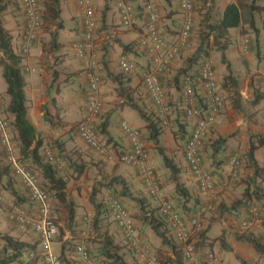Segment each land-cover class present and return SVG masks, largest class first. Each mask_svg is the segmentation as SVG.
Returning <instances> with one entry per match:
<instances>
[{
	"label": "crops",
	"instance_id": "crops-1",
	"mask_svg": "<svg viewBox=\"0 0 264 264\" xmlns=\"http://www.w3.org/2000/svg\"><path fill=\"white\" fill-rule=\"evenodd\" d=\"M89 1L95 12L96 70L102 80L100 85L102 110L92 125L97 127L102 123L107 124V134L99 136L107 146L110 158L97 155L78 136V126L86 119L88 80L83 63L76 58L71 49V44L81 40L83 36L82 17L77 5L72 0H58L60 27L56 28L50 23L53 25L50 29L42 23L38 38L30 45L28 54L23 55L21 34L25 17L19 2L0 0V5L4 7L1 13L2 24L12 37L15 52H20L21 55L24 91L29 101L28 119L35 128L37 139L42 141L41 152L43 150L44 153L50 148L62 156L64 168L60 173L67 179L66 192L69 199L77 205L75 221L71 229L66 228L68 221L65 209H61L60 217L56 221L58 234L50 245L51 253L59 256L62 264H80L73 245L83 241L99 260L97 256L99 238L96 233L98 231L92 226L95 215L94 205L99 202L107 203L110 198H119L127 207L144 249V255L133 257L114 223L103 228L108 230L115 242L123 247V253L129 255L126 256L129 264H145L147 255L156 256L162 264H173L176 256L181 253L180 245L172 239L167 237L168 242H163L147 221L149 214H143L144 206L149 211L152 210L153 215H158L159 203L147 193L138 169L118 161V156L129 150V141L120 128V123L126 121L141 132L149 154V166L153 169L166 200L172 202L186 219L189 217L188 212L196 205L200 207L203 204H211V210L204 213L201 219L202 229L198 234H193L194 243L199 242L200 235L202 241L204 240L203 244L197 243L201 263L212 264L202 259L205 253L213 252L219 257L221 264H241L240 259L247 261V264H264V258L245 240L246 236L258 237L261 234L260 229L257 226H251L247 231L242 228L240 222L246 218V211L244 207L235 205L244 197L246 180L247 187L251 186V182L248 181L254 177L252 163L247 157L251 136L264 137V99L259 101L255 99L257 92L264 94V79L260 76L264 71V0H207L206 2L207 6L218 7L220 13L228 3H234L238 7L244 6L246 13L244 16L241 11L240 26L229 30L232 44L227 50L224 62L220 63L218 59L214 61L215 79L219 88L229 72L228 69L236 71L241 108L233 107L232 101L228 98L227 86L220 88L225 103L224 111L209 129L200 148L204 168L212 173H218L220 180L215 188L206 194L199 190L184 156L186 142L197 118L185 116L182 110V105L185 104L182 101L183 96L176 88L183 80L182 71L186 68V57L190 50L192 51L193 46L190 41L160 75V82L164 87L167 84V89L170 91L168 98L173 104L168 112L170 117L164 116L168 124L158 142L148 139L146 122L138 112L139 109L145 114L158 113L143 82V75L153 66L146 50L139 45V39L145 31L147 18L145 6L149 1L156 4L159 13L157 29L166 41L172 43L179 35L184 18L178 0H130L137 16V24L131 28L122 25L114 0ZM195 10L193 20L198 16V11ZM48 16L47 12H43L44 21V17ZM53 37L56 46L52 44ZM244 46H247V52H243ZM121 55H125L134 63L133 72L123 73L120 70L118 59ZM228 62L231 63V67L228 66ZM4 82L0 66L1 116L7 123L8 137L14 155L21 163L23 157L20 154L19 141L14 139L11 126L13 117L6 113L10 99L6 94ZM199 87L196 85L195 90L193 89V95L188 101L190 107L199 106L198 101L203 98V91ZM165 96L167 98V94ZM175 119L184 122L186 131L184 138L176 133L178 125L173 121ZM222 136H229L228 141L221 148L214 150L213 141ZM0 150H3L1 142ZM235 151L240 152L242 164L236 178L238 180L228 183L230 179L228 162ZM164 155L173 159L180 168L178 181L188 192V199H181L176 193L175 183L170 179L169 170L163 161ZM252 157L257 165L264 167V148L255 150ZM239 176L241 178L243 176L244 181L240 180ZM39 182L43 184L44 180L39 179ZM3 184L5 186L0 185V191L1 206L4 209L16 205L31 214L36 211L27 189L17 176L13 177L10 183L4 177ZM179 200L184 205L183 209L181 204L179 205ZM257 204L261 208L260 203ZM261 211L260 221L263 227L264 208ZM195 214L197 211L193 216ZM59 228L62 229V233ZM0 233L34 245V252L39 250V242L34 231L27 226L9 222L3 211H0ZM37 262V264H45L40 258Z\"/></svg>",
	"mask_w": 264,
	"mask_h": 264
},
{
	"label": "built area",
	"instance_id": "built-area-1",
	"mask_svg": "<svg viewBox=\"0 0 264 264\" xmlns=\"http://www.w3.org/2000/svg\"><path fill=\"white\" fill-rule=\"evenodd\" d=\"M78 7L83 25V36L81 40L71 44V49L83 63L85 76L88 80V90L86 93V119L78 126L79 138L101 157L110 158L107 146L94 129L92 123L96 120L102 110V98L100 94L101 77L96 67V55L94 51L95 33V12L89 0H72ZM21 10L25 17L26 25L21 34L22 46L21 53L27 55L30 45L38 38L39 31L43 23V13L38 0H19ZM119 11L121 23L124 27H134L137 24V16L133 10L130 0H114ZM180 11L184 14L183 24L175 42L166 41L159 33L156 23L159 13L156 4L149 1L146 6L147 18L145 31L139 39V45L144 48L151 58L152 67L143 75V82L148 95L154 104L159 107L161 113L166 112L165 93L160 83L159 77L166 67L179 55V51L187 44L193 27L194 0H178ZM247 51V47H243ZM118 66L123 73H131L135 70V65L125 55L118 59ZM201 85L204 95L207 97L208 110L202 116L196 108L187 110L188 116L197 118L191 136L184 149L185 160L193 173L198 188L202 193H210L216 183L220 180L218 173H212L204 168L200 155L202 141L207 137L209 129L217 122L224 110V101L218 90L214 71L213 61L206 60L201 68ZM264 79V71L260 74ZM192 84L185 81L182 87V94L185 99H190L193 95ZM201 115V116H200ZM166 122H164L165 124ZM120 128L129 141L127 153L118 156L120 163L136 167L143 181L147 193L156 198L159 202L160 214L167 223L171 237L182 245L183 255L187 264H200L197 254L193 249L192 236L198 233L201 227V216L211 210V204L199 207L197 214L192 218L186 219L184 215L165 199L161 187L157 182L152 168L149 166V155L145 148L142 134L137 128L131 127L126 121L120 123ZM0 138L5 147L7 161L13 168L15 175L20 179L22 185L27 189L31 203L35 207L34 213H28L22 207L13 205L6 209L1 206L2 197L0 194V211L5 213L7 220L11 223L27 226L31 228L37 236L39 250L32 252L31 258H40L45 264H62L59 256L51 253L50 245L58 234V227L52 217L51 204L47 190L39 182L36 174L24 168L15 157L8 133L7 123L0 115ZM44 161L49 163L57 171L64 168L62 156L52 149H47L43 153ZM228 182H232L238 177L242 164V158L238 151H235L229 159ZM108 207L113 217L114 224L120 232L122 239L140 255H144L141 246V239L137 228L127 207L118 199L110 198ZM259 210L256 206H251L248 218L241 222V227L247 230L251 226H257L260 233L264 236V228L258 217ZM75 254L80 264H100L91 256L89 247L85 242H80L75 246ZM207 259L212 264H220L219 258L213 254H207ZM147 264H160L155 256L147 255Z\"/></svg>",
	"mask_w": 264,
	"mask_h": 264
},
{
	"label": "trees",
	"instance_id": "trees-1",
	"mask_svg": "<svg viewBox=\"0 0 264 264\" xmlns=\"http://www.w3.org/2000/svg\"><path fill=\"white\" fill-rule=\"evenodd\" d=\"M42 1L44 2V0ZM39 5H40V1H39ZM42 8H43L42 12H47L49 14L47 18L44 17L45 20H48L49 23L54 24L56 28L60 27L61 19L59 16L60 10L58 5V0H49V2H44ZM214 8L217 9V14L212 13ZM3 9L4 7L0 5V52L2 54V56L0 57V66L2 67V76L6 83V94L9 96L10 99L6 107V113L10 114L13 117L11 126L13 129V133L15 135L14 139L19 141L20 154L23 157L22 159L23 161L21 162V164L24 166L25 169L36 174L39 179L44 180V183L41 185L47 190L50 204L51 202L54 203L53 208H52L53 205L51 204V210H52L51 212L53 219L56 222L60 217L59 213L61 209H65L66 220L68 221L66 228L71 229L75 221V210L77 205L71 199H69L68 194L66 192L67 179L61 175L60 171H57L49 163L44 161V155L42 154L43 150L41 152V148L43 146L42 141L37 139L35 128L28 119L27 114L29 109V101L27 100L24 91L25 81L21 66L22 64L21 55L20 52L18 53L15 52L12 43V37L7 32L4 25L2 24L1 13ZM240 24H241V9L236 4L228 3L223 8L222 13H220L218 7H214L213 5L208 7V12L204 17H202L201 22L199 24L200 29L203 30L196 31L197 32L196 36H193L190 33V36L187 40V43L188 41H190L193 47H192V51L190 50L189 54L186 57V62H187L186 68L183 69L182 71L183 80L180 82V84L178 83V86L176 87L180 92H182V87L185 81H187V79L188 82L192 84L191 86L192 89L195 90V86L199 85L200 86L199 88H201L202 90V85L200 83L201 81L200 70L202 68V65L206 60L211 59L213 61V71L215 75L214 61L218 59L220 63H223L225 60L226 53L228 52L227 50L229 46L232 44L231 39L229 37V30L238 28ZM25 25H26V21L24 20V28ZM54 42H55V37H53L52 44L53 46H56L54 45L55 44ZM183 49L184 46L181 50ZM181 50L179 51V54L181 53ZM228 66L231 67L230 62H228ZM228 71L229 72L225 75L223 84L220 88L226 86L227 88H229L228 98L232 101L233 107L239 109L241 108V99L237 89L239 86L238 75L236 71L231 70V68H229ZM176 80H178V77L176 78ZM220 88L218 86V90L221 94ZM255 99L258 101L264 99V94L257 92L255 94ZM182 101L183 103H185L184 105H182V110L185 116H188L187 110L189 108H196L201 112L202 116H204L206 111L208 110V101L204 93H203V98H201L198 101L199 106L190 107L188 102L189 99L183 98ZM152 103L154 106H156L153 101ZM200 104H202L204 109ZM170 106H172V104L169 105L166 104L165 106L167 109L166 117H170L168 113L170 112V108H171ZM156 108L158 110V113L151 112L152 114H145L139 109L138 112L141 118L144 119V121L146 122L145 129L148 132V139L158 142L160 136L163 134L165 130V125L163 123L164 118L162 117L163 115L160 112L159 107L156 106ZM173 121H175L176 124L178 125V130L176 131L177 135L184 138L186 131L184 129L185 125L183 120L175 119ZM106 127L107 124L102 123L97 127H95L94 129L99 135L107 134ZM228 139L229 136L219 137L218 139L213 141L212 147L214 148V150L219 149L226 144ZM258 148H264V137H261L260 135H253L251 136L250 150L249 153L247 154V157L248 160L252 163L254 169L253 171L254 177H252L251 181H248L249 183L251 182L250 183L251 186L247 187V180H246V189L243 195L244 197H242V199L238 201V204L237 203L235 204L237 206L244 207L246 211V218H244L243 220L247 219V212H249L251 206H256L258 208L259 219L260 216L262 215L261 209L264 208V167L257 165L254 161V158L252 157L254 151L257 150ZM2 149L3 150L0 156L2 157V160H5L6 152L4 148ZM163 161L165 166L169 170L170 179L175 183L176 193L178 194V196L181 197V199L183 198L188 199L189 196L188 192L185 191L183 185L178 181L180 168L175 164L173 159L169 158L168 156L164 155ZM4 177L7 178V181L10 183V180L13 177H16V175L10 164L6 162L5 163L0 162L1 186H5L3 184ZM141 202L144 204L143 201ZM257 203H260L261 208L257 206L258 205ZM180 204L183 209L184 205L183 203H180L179 200V205ZM94 207H95V215L92 219V226L93 229L98 231L96 233H97V237L99 238L98 247H97V256L99 257V260L96 259V257L93 255V253L89 248L91 256L94 259H96L100 264H129V262L127 261V257L129 255L128 254L125 255L122 250L123 247L115 242L114 238L109 234L108 230H104L105 228L109 227L110 225L109 220H111V223H114L113 217L108 207V202L107 203L99 202L98 204L94 205ZM142 208H143L142 211L143 214L146 215L149 214L150 216V217L147 216V221H149V224L151 225L153 231L163 240V242L167 243L168 242L167 237L170 238L171 235H170V230L167 228V223L162 217V215L160 213H158V215H153L152 210L149 211L144 206ZM198 210L199 207H197L196 205V207H193V209H191L189 212L187 211L189 218H192L193 213H195V211L198 212ZM59 230L62 233V229L59 228ZM200 238L201 239H199V242L200 244H203L204 240L202 241V235H200ZM245 240L247 241V243L251 244L253 249L262 258H264V236L262 235V233L258 235V237L246 236ZM197 243H193V249L197 254L196 256L198 257L200 264H202L197 252L198 251ZM76 245L77 243L73 245L74 252ZM125 245L130 250L128 252L133 257L134 256L140 257V253L136 249H133L126 243ZM34 251H35L34 245L21 241L11 235L0 233V264H14V263L37 264L38 257L37 258L30 257L31 253ZM202 260L209 262V260L207 259V254H204V258ZM144 261H145L144 263L147 264V260ZM240 263L247 264V261L240 259ZM160 264L162 263L160 262ZM173 264H187L183 253H179L176 256V259L173 261Z\"/></svg>",
	"mask_w": 264,
	"mask_h": 264
},
{
	"label": "rangeland",
	"instance_id": "rangeland-1",
	"mask_svg": "<svg viewBox=\"0 0 264 264\" xmlns=\"http://www.w3.org/2000/svg\"><path fill=\"white\" fill-rule=\"evenodd\" d=\"M40 1V5H41V8H42V3H43V1L42 0H39ZM206 2L207 1H205V0H195L194 1V3H195V5H194V10L196 9V8H198V9H196L197 11H198V16L196 17H194V21H193V27H192V32H191V35H193V36H196L197 35V32L196 31H199V30H203V29H200V26H199V24H200V22H201V19H202V17H204L205 15H206V13L208 12V7L209 6H207L206 5ZM196 7V8H195ZM215 7V6H214ZM240 9H241V11H242V15H246V13H245V8H244V6H240ZM195 10V11H196ZM42 11H43V8H42ZM213 14H217V9H215L214 8V10H213V12H212ZM197 18V19H196ZM43 25H46L45 27L46 28H52L53 27V25H51L50 23H49V21L48 20H45L44 21V19H43ZM42 25V26H43ZM243 50V49H242ZM244 52V51H243ZM5 83V82H4ZM162 84V83H161ZM174 86H176V85H174ZM162 87H163V89H164V91H165V94H167V98L165 99V102H164V105L165 104H167V105H169V104H173L171 101H170V99L168 98V96L170 95V91H169V89H167V84H166V87H164V85L162 84ZM156 107V106H155ZM224 111V110H223ZM1 152H2V150H0V154H1ZM0 162H3V163H8V161L7 160H2V157L0 156ZM241 174V173H240ZM242 175H244V174H242ZM239 179L240 180H242V181H244L243 179V176H242V178L239 176ZM228 183H230V182H228ZM210 211V210H209ZM203 216L204 215H202L201 216V219L203 218ZM109 223L111 224V220H109ZM200 223H201V227H202V221L200 220ZM200 227V228H201ZM202 229V228H201ZM172 239V238H171ZM173 240V239H172ZM174 241V240H173ZM174 242H176V241H174ZM179 245H181L179 242H177Z\"/></svg>",
	"mask_w": 264,
	"mask_h": 264
},
{
	"label": "clouds",
	"instance_id": "clouds-1",
	"mask_svg": "<svg viewBox=\"0 0 264 264\" xmlns=\"http://www.w3.org/2000/svg\"><path fill=\"white\" fill-rule=\"evenodd\" d=\"M193 11H194V10H193ZM42 13H43V12H42ZM193 21H194V20H193ZM186 45H187V44H186ZM186 45H185V46H186ZM185 46H184V47H185ZM159 80H160V77H159ZM160 83H161V82H160ZM161 85H162V84H161ZM163 90H164V89H163ZM164 93H165V91H164ZM181 94H182V92H181ZM182 96H183V94H182ZM149 97H150V96H149ZM183 98H184V97H183ZM150 99H151V98H150ZM165 99H166V96H165ZM189 101H190V99H189ZM224 105H225V104H224ZM165 106H166V104H165ZM224 107H225V106H224ZM166 112H167V109H166ZM166 112H165L164 114L162 113V115H163L162 117L164 118L163 121L166 122V123L164 124L165 126H166V124H168V120L166 119V117H164V116H166ZM222 113H223V112H222ZM0 115H1V110H0ZM1 117H2V116H1ZM2 119H3V118H2ZM4 121H5V120H4ZM164 122H163V123H164ZM94 128H95V127H94ZM7 133H8V132H7ZM98 135H99V134H98ZM99 137H100V136H99ZM0 142H1V138H0ZM1 145H2V148L5 149V147H4V145L2 144V142H1ZM5 152H6V150H5ZM147 152H148V151H147ZM239 153H240V152H239ZM148 155H149V154H148ZM241 158H242V157H241ZM5 160H7V154H6V159H5ZM8 164H9V163H8ZM152 170H153V169H152ZM236 180H238V179H235V181H236ZM157 182H158V181H157ZM232 182H234V180H233ZM232 182H231V183H232ZM118 199H119V198H118ZM120 201H121V200H120ZM107 202H108V201H107ZM158 203H159V202H158ZM174 206H175V205H174ZM159 213H160V209H159ZM187 218L189 219V217H187ZM133 221H134V220H133ZM242 221H243V220H242ZM242 221H241V222H242ZM241 222H240V226H241ZM114 225H115V224H114ZM246 231H247V230H246ZM196 234H198V233H196ZM170 235H171V234H170ZM171 238H172V237H170V239H171ZM172 239H173V238H172ZM173 240H174V239H173ZM174 241H176V240H174ZM192 241H193V236H192ZM176 243H177V241H176ZM193 243H194V242H193ZM180 247H181V253H183V251H182V245H180ZM209 253H213V252H207V253H205V254H209ZM213 254H215V253H213ZM215 255H216V254H215ZM216 256H217V255H216ZM217 257H218V256H217ZM218 258H219V257H218ZM157 259H158V258H157ZM210 263H211V262H210ZM220 264H221V263H220Z\"/></svg>",
	"mask_w": 264,
	"mask_h": 264
}]
</instances>
